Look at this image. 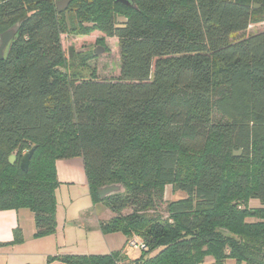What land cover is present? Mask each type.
Returning a JSON list of instances; mask_svg holds the SVG:
<instances>
[{"label": "trees", "instance_id": "obj_1", "mask_svg": "<svg viewBox=\"0 0 264 264\" xmlns=\"http://www.w3.org/2000/svg\"><path fill=\"white\" fill-rule=\"evenodd\" d=\"M128 1L0 0V33L20 25L0 60V211L55 233L56 161L81 158L91 202L113 214L100 231L143 248L43 264H264V30L234 38L264 23V0ZM93 32L117 38V77L69 74L81 58L61 36ZM110 183L123 192L100 199ZM166 185L185 197L164 217Z\"/></svg>", "mask_w": 264, "mask_h": 264}, {"label": "rangeland", "instance_id": "obj_2", "mask_svg": "<svg viewBox=\"0 0 264 264\" xmlns=\"http://www.w3.org/2000/svg\"><path fill=\"white\" fill-rule=\"evenodd\" d=\"M71 14L69 13L67 16ZM262 30H264V23L251 24L245 31L237 33L234 38L257 33ZM99 36L101 35L98 32H93L89 36H78L74 34H64L61 36L62 47L66 50L72 46L79 52L78 56L81 58V60L79 59L74 64L68 66L70 75L89 77L91 74H95L99 79H110L119 75L120 56L117 38L105 37L102 43H96V39ZM97 50L98 52H96ZM77 160L79 165L76 166V171L80 172V175L83 176V161L81 158ZM184 197L185 193L183 191H173L171 185H166L164 187L163 201L157 210L165 217L167 216L164 211L165 205L169 201ZM55 199L57 209L56 218L58 220V227L56 228L58 233L55 237L60 247L72 248L75 246L100 249V254L109 253L111 249L119 251L123 258L127 260L134 259L140 254V249L128 245V240L126 241V237L120 232L103 234L86 228L85 223L81 220L84 219V214L100 213L105 218L104 214L112 215V212L104 202L92 203L94 207H85L84 205L90 203L91 199L89 192L82 186L81 182H75L72 184V187H69L67 183L58 185L55 189ZM247 205L250 208H255L259 207L260 203L257 200H249ZM39 263L41 262H34V264Z\"/></svg>", "mask_w": 264, "mask_h": 264}, {"label": "crops", "instance_id": "obj_3", "mask_svg": "<svg viewBox=\"0 0 264 264\" xmlns=\"http://www.w3.org/2000/svg\"><path fill=\"white\" fill-rule=\"evenodd\" d=\"M79 158L61 159L56 161L57 178L60 184H68L72 187L75 182H81L82 186L87 189L88 186L85 178V173L80 175V172L76 171V166ZM84 169V168H83ZM59 184V185H60ZM85 207H94L92 202L84 205ZM57 211V209H56ZM102 213V211H101ZM102 215L97 213L84 214L83 222L87 229L95 232H100L99 222L107 221L112 217L111 214ZM58 220L56 218V228L58 227ZM15 228H19L22 235V242L17 244H10L13 239V231ZM88 230V231H89ZM35 232L33 213L27 209L18 210H1L0 211V263L4 264H34V262L40 261L43 264L46 262V258L56 254H100V249H90L86 247H60L57 244L55 233L39 238L33 237ZM110 234V233H108ZM127 241V238H126ZM107 245V243H106ZM114 250L109 251V253ZM106 253V254H109ZM38 260V261H32Z\"/></svg>", "mask_w": 264, "mask_h": 264}, {"label": "water", "instance_id": "obj_4", "mask_svg": "<svg viewBox=\"0 0 264 264\" xmlns=\"http://www.w3.org/2000/svg\"><path fill=\"white\" fill-rule=\"evenodd\" d=\"M71 1L72 0H57V2H56L57 11L61 12V11L65 10ZM118 1L124 2L126 4L129 3L128 0H118ZM19 26H20L19 23L13 24L0 33V60H2L4 58L6 49L8 48L12 39L16 36L17 31L19 29ZM96 52H98V50ZM32 152H33L32 149L28 150L22 156V158L20 160V167L24 171L27 169V165H28V162H29V159H30ZM239 154H240V151H237L236 153H234V156H238ZM15 160H16V157L14 154L10 155L8 158L9 163H13ZM123 190H124V188H123L122 184L110 183V184H106V185H103L101 187H98L97 188V194H98V197L100 199H104L108 196L118 194V193H122Z\"/></svg>", "mask_w": 264, "mask_h": 264}, {"label": "built area", "instance_id": "obj_5", "mask_svg": "<svg viewBox=\"0 0 264 264\" xmlns=\"http://www.w3.org/2000/svg\"><path fill=\"white\" fill-rule=\"evenodd\" d=\"M128 245H130L133 248H138V249L143 248V245L141 244L140 241L137 240V238H132V239L128 240Z\"/></svg>", "mask_w": 264, "mask_h": 264}, {"label": "flooded vegetation", "instance_id": "obj_6", "mask_svg": "<svg viewBox=\"0 0 264 264\" xmlns=\"http://www.w3.org/2000/svg\"><path fill=\"white\" fill-rule=\"evenodd\" d=\"M7 50V49H6ZM6 53V52H5Z\"/></svg>", "mask_w": 264, "mask_h": 264}]
</instances>
